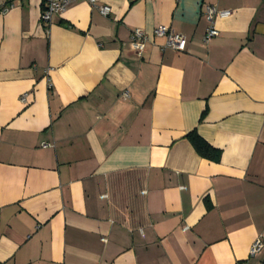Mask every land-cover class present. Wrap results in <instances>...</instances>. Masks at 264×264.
Masks as SVG:
<instances>
[{"label": "crops", "instance_id": "0c3cea01", "mask_svg": "<svg viewBox=\"0 0 264 264\" xmlns=\"http://www.w3.org/2000/svg\"><path fill=\"white\" fill-rule=\"evenodd\" d=\"M106 4L0 0V264L264 263V0Z\"/></svg>", "mask_w": 264, "mask_h": 264}, {"label": "built area", "instance_id": "2783aa9c", "mask_svg": "<svg viewBox=\"0 0 264 264\" xmlns=\"http://www.w3.org/2000/svg\"><path fill=\"white\" fill-rule=\"evenodd\" d=\"M22 1V0H19ZM76 0H42V8L40 13L41 25L46 27L51 23L52 19L56 15L63 14L71 4ZM90 6L97 8L98 12L102 16H107L110 13V7L106 4L108 0H84ZM5 9L2 11L4 12ZM204 16L208 22V28L203 36V42L208 43L211 39L218 36V31L214 27V20L216 18H226L230 16L228 10H218L213 5L204 6ZM153 37L163 39L164 43L162 48H169L176 52H183L186 47V39L180 35L172 33L168 28L160 26L153 31ZM130 42L135 53L140 54L144 51L148 38L146 34L140 29L132 30L130 34ZM127 97V94H124ZM47 145H44V147ZM264 248V238L258 236L251 244L248 256L250 258L258 255ZM240 264H248L246 262ZM264 264V263H259Z\"/></svg>", "mask_w": 264, "mask_h": 264}, {"label": "trees", "instance_id": "16d2710c", "mask_svg": "<svg viewBox=\"0 0 264 264\" xmlns=\"http://www.w3.org/2000/svg\"><path fill=\"white\" fill-rule=\"evenodd\" d=\"M206 111H204L200 116V122L204 119ZM186 139L190 142L195 152L205 160L218 163L221 158V151L213 148L208 143H206L202 138H200L195 131H192L186 135Z\"/></svg>", "mask_w": 264, "mask_h": 264}]
</instances>
